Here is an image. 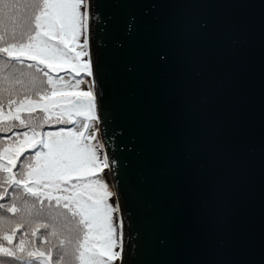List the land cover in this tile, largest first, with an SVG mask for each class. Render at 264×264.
Masks as SVG:
<instances>
[{
    "label": "water",
    "instance_id": "water-1",
    "mask_svg": "<svg viewBox=\"0 0 264 264\" xmlns=\"http://www.w3.org/2000/svg\"><path fill=\"white\" fill-rule=\"evenodd\" d=\"M86 3L119 264H264V0Z\"/></svg>",
    "mask_w": 264,
    "mask_h": 264
},
{
    "label": "snow or ice",
    "instance_id": "snow-or-ice-1",
    "mask_svg": "<svg viewBox=\"0 0 264 264\" xmlns=\"http://www.w3.org/2000/svg\"><path fill=\"white\" fill-rule=\"evenodd\" d=\"M82 8L91 4L0 0V133H12L0 138V264L123 261V219L118 234L99 177L109 157L90 131L97 97L60 75L93 76ZM53 124L73 127L44 131Z\"/></svg>",
    "mask_w": 264,
    "mask_h": 264
},
{
    "label": "trees",
    "instance_id": "trees-1",
    "mask_svg": "<svg viewBox=\"0 0 264 264\" xmlns=\"http://www.w3.org/2000/svg\"><path fill=\"white\" fill-rule=\"evenodd\" d=\"M85 2H86V0H85ZM82 11H86V9L82 8ZM80 42L83 43V38L81 39ZM85 59H87V58H85ZM60 75L64 76L65 80L70 82V83H75L77 80H82L83 82L80 85L81 90L82 91H88L89 90V88H88V78H87L86 74L82 73L80 76H76L75 73H68V74L61 73ZM37 115H41V114H37ZM71 127H73V126L70 125V124H53L52 126L46 125L45 128H44V131H49V130L56 131V130H59L61 128L67 129V128H71ZM14 131H21V130L20 129H15ZM90 131L93 132L95 134V137H96L92 141V143L96 144V145L100 144L99 139H98V135H97L99 130H98L96 122H93V126L90 128ZM10 136H12V133H0V138H7V137H10ZM98 154H99V156L101 158H103V156H104L103 149L99 150ZM21 159L23 160V157ZM99 177H100V179L103 182L107 183L108 190H110V192L113 193V189H112V186H111V183H110V178H109V174H108L107 170L104 169L103 172L99 174ZM109 204L112 205L113 207L117 208L116 200H115L114 195L109 199ZM113 224H114V227H116V229H117V233L119 234V217H118V212L117 211H115L114 214H113ZM118 250L119 249H117V251ZM5 264H12V262L5 261ZM113 264H119V260L114 261Z\"/></svg>",
    "mask_w": 264,
    "mask_h": 264
},
{
    "label": "rangeland",
    "instance_id": "rangeland-1",
    "mask_svg": "<svg viewBox=\"0 0 264 264\" xmlns=\"http://www.w3.org/2000/svg\"><path fill=\"white\" fill-rule=\"evenodd\" d=\"M87 78H88V88L92 87V89H93L91 78L88 76H87ZM97 127H98V125H97ZM97 135H98L99 142L101 143L100 133L98 132Z\"/></svg>",
    "mask_w": 264,
    "mask_h": 264
},
{
    "label": "bare ground",
    "instance_id": "bare-ground-1",
    "mask_svg": "<svg viewBox=\"0 0 264 264\" xmlns=\"http://www.w3.org/2000/svg\"><path fill=\"white\" fill-rule=\"evenodd\" d=\"M97 123V122H96ZM101 144V143H100Z\"/></svg>",
    "mask_w": 264,
    "mask_h": 264
}]
</instances>
